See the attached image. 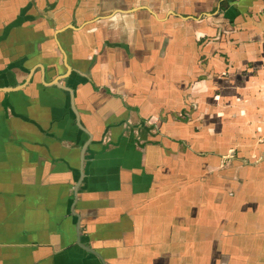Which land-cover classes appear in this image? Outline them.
I'll return each instance as SVG.
<instances>
[{
    "label": "crops",
    "instance_id": "0c3cea01",
    "mask_svg": "<svg viewBox=\"0 0 264 264\" xmlns=\"http://www.w3.org/2000/svg\"><path fill=\"white\" fill-rule=\"evenodd\" d=\"M0 264H264V0H0Z\"/></svg>",
    "mask_w": 264,
    "mask_h": 264
}]
</instances>
